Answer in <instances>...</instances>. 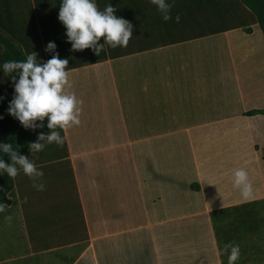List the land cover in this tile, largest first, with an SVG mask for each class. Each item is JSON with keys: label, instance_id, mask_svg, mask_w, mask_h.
<instances>
[{"label": "crops", "instance_id": "1", "mask_svg": "<svg viewBox=\"0 0 264 264\" xmlns=\"http://www.w3.org/2000/svg\"><path fill=\"white\" fill-rule=\"evenodd\" d=\"M4 1L7 2L8 0ZM100 1L102 3V0ZM125 1L128 0H109L112 5L116 6L115 14L117 17L129 21L133 25L135 35L126 48L117 47L113 49L105 45L103 54L101 52L100 56H97L92 53L87 62L81 63L77 62L76 58L75 62L73 61L71 52L68 53V58L60 57L69 61L68 66L70 68L68 70L73 69L69 74L72 84L70 91L72 92L76 93L75 88H82L83 86L80 84L83 79L79 80L80 73L84 74V80L90 78L92 81L93 78L92 84L96 85L98 89L101 85L99 79L105 78V89L101 95L105 98L100 103L101 109L99 108L97 111V107L92 104L93 98H88L90 93H80V98L83 101L81 124L61 131L65 146L63 154H59L55 158L51 156L44 158L42 152L33 156L29 149L24 155L30 157L29 159H34L37 167L43 168L48 177L54 180L56 193L61 192L60 186L68 185L69 189H65L67 194L65 196L69 200L75 199L73 205L80 211L81 222L74 225L71 230H65L58 219L50 221L43 218L38 219L33 217L32 213H28L30 222H27L23 209L18 207L17 214L23 224L22 235L25 241L22 246L19 244L10 252L0 254V264H107V256L113 257L115 250L118 252L128 250V259L123 264H132L134 258L130 253L132 252V244L138 245L141 237H145L144 235L151 243V238L154 236L151 229H145L146 233L140 230L142 226L147 227L150 221L147 218L148 224L144 223L134 228L132 226L122 228L118 224L122 218L115 217L116 213L113 210L115 207H123V203L119 202L120 191L125 192V189L131 186L139 191L143 187L144 181L139 180V173H141L139 169L140 165L143 164L151 167V162H154L158 168H162L164 163L176 162L178 166L175 171L181 172V176L188 173L191 175L190 179L195 180L196 184L198 183L199 189L195 191L196 193L193 192L195 197L200 196V192L203 191V189L200 190V186L203 184L204 187L207 186L205 179H202L203 176L212 178V185L218 192L224 193L225 188L226 193H232L230 181L234 177V172L241 168L248 171L250 180L258 179L259 190L261 186H264V160L262 159L264 158V116L247 117L243 115L245 112L264 108L263 86L257 83V80L256 82L252 80V83L249 81L254 72L264 76V39L252 13L237 0H174L171 10L173 19L165 22L154 5L136 7L137 1L144 0H133L135 7H124ZM55 2L56 0H25L22 3L23 11L20 14L24 18L23 23L15 21L13 24H9L11 33L23 30L26 21L36 28L38 32L33 36L35 42L32 45L27 42L24 47L26 52L28 48L31 52L36 53L40 47L42 54L37 53V59L41 63H46L52 58V55L48 56L45 53L46 45L41 23L46 24L51 20V13H45V9L49 5H55ZM3 6L6 10L8 9L6 4ZM98 6L103 10V7ZM25 9L30 12L27 16ZM139 10L150 11L140 14L137 13L140 12ZM223 13L224 16L220 18L219 16ZM177 15L181 17L179 23L175 22ZM227 18L229 19L227 20ZM147 26L151 32V38L156 39L157 42L161 40L164 43L157 45L156 42L155 44L142 45L140 34L147 31ZM183 27L187 28L189 33H186L182 29ZM255 29L256 31L259 30L253 36ZM247 30L251 32L249 33ZM50 37L48 36L46 39L48 40ZM66 41L65 35L61 34L60 41L56 40L55 42L56 44H64ZM168 46L178 47L176 49L180 53H187L188 56L191 53L199 54L200 50L206 47L220 66V75H215V79L217 78L215 82L221 89L220 92L213 89L208 92L205 90V85L199 84L197 81L199 86L196 88L198 89L197 94L200 95L192 97L189 102V104L193 103L191 107L196 109L194 120L187 124H181V126L179 124L176 126L158 125L156 120L151 118V112H153L151 105L147 110L137 108L135 111L130 103L133 94L129 92L127 98L126 94L121 95L114 89V67L123 65L125 58L139 57L140 55L152 58L155 57L156 53H160L161 60L159 61L164 63V58L169 57L168 51L165 49ZM1 52L2 47L0 46V55ZM91 56L97 57L99 60L94 62ZM172 56L174 53L171 51L170 57ZM250 62L253 64V69ZM139 63L142 66H148L145 61ZM224 64L227 65L226 68H223ZM262 64L263 66H261ZM74 78H78L75 81L76 84H80L78 87H75L76 85L73 83ZM155 79L151 77L152 89L148 90L146 85L145 92L151 91V104L157 106L159 102L155 91L162 98L167 88L163 87L162 90L157 91L152 84ZM4 85H6V75L0 65V87ZM108 88L114 89L111 90L113 93ZM190 88L195 87L190 86ZM207 93L210 94L206 95ZM218 93H221L220 97ZM109 96L113 102L112 107L108 108L107 105L110 101L108 104L105 101ZM188 98L190 96L186 95V99ZM230 104L235 105L233 110L228 108ZM224 105H226L225 111L223 110V108L225 109ZM157 109L161 110L160 108ZM187 116L189 119H193L190 114ZM44 123L46 127L47 119ZM226 124L230 127H226ZM167 128L170 129L163 130ZM139 131L141 134H138ZM46 132L47 128L42 129V133L46 134ZM34 135L36 138L39 135V130L37 133L35 130ZM182 137L185 138L183 139L185 141H182ZM166 140L168 141L167 144L170 141L178 142V140H181V143L187 142L189 146L195 144L202 155L207 156L206 158L212 164L215 163L216 170H213L215 173L210 175L204 173L203 165L199 159L196 166L195 159L189 155L190 160L187 163L182 156L171 158V156L164 155L161 157L162 153H158V150L164 148ZM159 142L164 144L161 145ZM31 143H34L33 137ZM51 146L59 151L56 144ZM202 155L201 157H204ZM56 163L62 164L67 170H55L52 173L50 168ZM143 172L147 174L148 178L151 176V170ZM125 174L129 175L128 187L123 186V183H127ZM25 178L28 177L22 171L13 178V188L8 194L10 203L5 206V211L0 215L10 216L8 211L16 203L17 194L21 200L20 196L23 192ZM69 190H72L73 193L70 194ZM228 197L233 200L228 201L226 205L213 208L210 213L253 203L251 200H244L242 197L238 199ZM34 200V198L31 199L32 208H34ZM69 200L66 202L67 206L72 207ZM48 204V208L54 209L50 201ZM171 218L176 222L187 219L179 218V216ZM169 219V217L163 218L154 224H163ZM171 222L173 223V221ZM211 224L213 225L212 221ZM187 229H190L192 234L187 239L191 240V245L186 248L196 247L194 242L199 239L197 232L200 230L194 232V226ZM212 234L216 243L213 230ZM181 240L183 243L184 239ZM199 240H201L200 246L203 247V239ZM122 245L127 248L123 249ZM215 248L216 252L209 258L208 264H228L223 258L224 246L219 245L218 247L216 244ZM189 250H186L184 257H191L193 263L197 259V254ZM204 253L206 254L205 250ZM206 256L208 255L206 254ZM31 259H39V261L37 263L29 262ZM193 264L201 263L196 261Z\"/></svg>", "mask_w": 264, "mask_h": 264}, {"label": "rangeland", "instance_id": "2", "mask_svg": "<svg viewBox=\"0 0 264 264\" xmlns=\"http://www.w3.org/2000/svg\"><path fill=\"white\" fill-rule=\"evenodd\" d=\"M24 1L25 0H8L5 2L4 0H0V30L3 33L11 36L15 43L18 44L19 48H22L23 52L26 54L24 45L27 43V39L29 40V43L33 44L35 42L33 36L38 31L33 26L29 25L27 21L24 24L23 30L20 32L15 31L11 33L9 25L13 24L15 21L18 23H23L22 21H24V18L20 14L23 11L22 3ZM97 2L98 5L103 7V9L108 4H111L109 0H102V3L100 0ZM61 3L58 5L57 3H55V5H49V7L45 9V13L50 12L51 18V15L55 13V9L61 7ZM5 4L8 6L7 10L3 6ZM123 4L124 7H135L133 0L125 1ZM112 6L116 8L115 5ZM148 6H151L150 0L136 2V7ZM139 11L140 12L137 13L142 14L141 12L144 13L150 10ZM29 13V10L25 9V15L27 16ZM223 16L224 13L219 17L222 18ZM228 19L229 18H227V20ZM54 22L55 21L52 19L50 22L52 27L47 28L46 32H51L53 28L55 31H63L66 33V28L61 22L60 23L63 25L62 29L59 27L58 29L55 28L53 25ZM182 29L186 33H189L187 28L183 27ZM146 30V32H141L140 34L142 45L155 44L157 41L156 39L151 38V32H149L148 26L146 27ZM257 31L255 29L253 36L256 35ZM134 35L135 32H133V37ZM65 37L67 38L66 35ZM177 38L179 39V37ZM56 39L57 35L50 37L48 40L45 36L46 47L50 42H55ZM103 43V38H101V44ZM162 43L164 42L158 40L157 45ZM176 48L178 47L168 46L165 48L168 51L169 57L164 58V63L159 61L161 60L160 53H156L155 57L152 58L150 56L142 57V55L139 57L133 56L125 58L123 65L114 67V89H116L121 95L126 94L127 98L129 97V92L133 94L130 99V103L133 105L132 107L135 109V111L137 108L141 110H147V108H149L151 105V109L153 110V112H151V118L156 120L158 125L162 124L163 126H176L179 124V126H181V124H187L188 122L190 123L194 120L196 109H193L191 107L193 103L189 104V102L191 101L192 97L200 95L197 94L198 89L196 88L199 87L197 81H199V84L203 83L205 85V90L208 92L212 91L211 89L218 92L221 90L215 82L217 79H215V75H220V66L215 62V58H213L212 53L206 47L201 49L199 54L191 53L189 56L187 53H180ZM64 50L63 56L65 58H68V53L71 52L73 61L75 62L76 58L77 62L79 63L87 62L88 59H90V55L94 52L92 49L74 51L72 49V45L67 41L64 43ZM171 51L174 53V56L172 57H170ZM103 52L104 51H102V54ZM141 61L147 62L148 66H142L141 63H139ZM250 64H252V62H250ZM224 65L223 68H226L227 65H225V67ZM251 66L253 69V64ZM261 66H263V64ZM83 76L84 74L80 73L79 80L83 79V81H81L82 83H80L83 84V86L82 88H75V94L77 95L78 99L81 100L80 93H90V97L88 98H93L94 102H92V104L97 107L98 111V109L101 107L100 103H102L103 99L105 98L101 96L102 91L105 89V78L102 77V79H99L101 85L98 89L96 85L92 84V81L94 80L93 78L92 81H90V78L84 80ZM151 77L153 79L156 78L153 80L152 84L155 86L157 91L162 90L163 87L167 88V91L166 93H163L162 98L155 91L159 102L157 106L151 104V91L145 92L146 85L148 90L152 89ZM76 80H78V78H74L73 83L76 85L75 87H78L80 84H76ZM252 80L255 82L257 80V83H260L264 88V76L262 77L261 74L254 72L249 79L250 83H252ZM190 86H194L195 88H190ZM114 89L108 88L111 93H113L111 90ZM153 90L155 89L153 88ZM208 94L210 93H207L206 95ZM186 95L190 96V98L186 99ZM218 96L220 97L221 93H218ZM110 98L111 96H109L107 101H105L107 104L108 101H110L109 105H107L108 108L112 107L113 101L110 100ZM225 106L226 105H224V107ZM234 107L235 105L231 104L228 106L230 110H233ZM157 108H160L161 110ZM89 109L86 110L89 111ZM223 110L225 111L226 107L225 109L223 108ZM187 114H190L193 119H189ZM137 119H139V116H137ZM139 120L141 122V119ZM227 124L226 127H230V125ZM46 128L47 126H44L43 128H37L36 133L39 130L40 134L42 133V129ZM168 129L170 128L163 130ZM163 130L159 131L164 132ZM50 131L51 130L47 128L46 135L50 134ZM138 134H141V131H139ZM34 137L35 135L33 136V140L36 142L38 136L36 138ZM183 139H185L184 137H182V141H185ZM162 142H159V144H164ZM167 142L168 141L166 140V144L162 150H158V153H162L160 155L161 157L164 155L171 156V158H178L179 156H182L187 163V161L190 160V156L192 159H195L194 162L196 166L199 159L203 165L204 173H208V175L215 173L213 171L216 170V166H214L215 163L212 164L211 161L206 158L207 156L202 155L195 144L189 146L187 142L181 143V140H178V142L170 141L168 144ZM51 145L46 146L42 151L44 158L50 156L55 158L58 157L59 154H63V151L65 150L64 144L62 146H57L59 151H56L57 149ZM126 148H128V146H126ZM201 155L204 157H201ZM262 159L264 160V158ZM158 160L160 159L158 158ZM177 166V163L174 161H172V164L164 163L162 168H158L157 164L154 162H151V167H148L145 164L140 165L139 171L141 170V173H139V180L144 181L143 187H141L139 191H136L134 187L131 186L125 189V192H119V202L123 203V207H115L113 212L116 213L115 217L122 218L120 223H118L122 228L126 226H132L134 228L138 225H143L144 223L148 224L147 218L150 221L149 223H152L147 227L142 226L140 229L141 232L143 231L144 233H146V230L151 229L154 235L151 238V243L149 240H147V236L144 235L145 237H141L138 245L135 244L134 246L133 243L131 246L132 252L130 253L134 256L132 259V264L192 263L191 257H184L186 255V250L188 251L189 249H191L193 253L197 254V259H195L193 263L197 261L201 264H208L210 260L209 258L212 257L214 252H216L215 245L217 244L219 247V245L225 246L229 243L238 244L240 246L241 256L236 264H264V186H261L260 190L258 189V179L253 178L251 180L255 190L254 198L251 199L253 203L243 205L242 209L240 210H238L236 206L233 207V209L228 212L229 215L226 217V220L217 222L214 229V225L211 224L209 217L210 211L215 207L226 205L228 204V201L233 200L228 196L233 198L239 194V190L234 187L233 178L230 181L231 187L233 189L232 193H226L225 188L223 193L215 190V186H213L211 182L212 178H205L203 176L202 179H205V185L207 186L204 187V184L202 185L203 188L200 186V190L203 189V191L200 192V196L195 197L193 196V192H195L196 189H192V185L196 184L195 180L190 179L191 175L188 173L181 176V172L175 171ZM50 169H52V173H54L55 170H67V168L62 166V164L59 165L58 163L54 164V166H52ZM40 170H42L44 173L42 179L45 183V190H36L33 187V182L29 178H25L23 192L20 196L21 200L17 194L16 203L10 208L11 210L8 211V215L10 216L6 217L4 214L0 215V254L2 255L5 254V252H10L11 249H15L19 244L22 246L23 242L25 241L22 235L23 224L20 222V218L17 214L18 207L23 209L27 222H30L28 213H32L34 215L33 217H37L38 219L43 218L44 220L48 221L52 219H58L61 223V226L65 227V230H71L74 228V225L81 222L80 211L73 205V203H75V199L71 198L69 200V198H66L67 194L65 189H69L68 185L64 184L60 186L61 192L56 193L54 180L48 177L46 171L43 168H40ZM150 170L151 176L148 178L147 174L143 171ZM128 174H125V181L127 183H123V186L126 187L129 186ZM226 184L228 185V182H226ZM144 187L146 188L143 190ZM69 193L71 194L73 191L69 190ZM33 198L35 199L33 201L34 208L31 206V199ZM68 200L72 207L67 206L66 202ZM48 201L52 203L54 209L47 207L49 206ZM178 216L179 218L183 217L187 219H183L181 222H176L171 218ZM168 217L170 219L168 221L166 220L165 223L154 224L160 219ZM216 220L220 221V219ZM171 221H173L174 224ZM230 222L231 226L226 227V225ZM191 226H194V232L198 229L200 230V232H197V235L199 239H203V247L200 246L201 240L197 239L194 242V244L197 245L196 247L192 246L190 248H186L191 245V240H187L188 236H191L192 234L190 229L187 228H191ZM212 230L214 233L216 231L214 236L216 243L213 239ZM195 237L198 238L196 235ZM228 237H232L233 242L228 239ZM181 239H184L183 243ZM122 246L123 249L127 248L124 245ZM22 250L23 249L21 248V251ZM204 250L208 256H206ZM222 252L224 254L223 258L225 262H228V253H225L223 250ZM114 254L115 255H113V257L107 256V264H123L127 261V255L129 253L128 250H124V252H118L115 250ZM128 257L131 258L130 256ZM39 259H31L29 262L37 263Z\"/></svg>", "mask_w": 264, "mask_h": 264}, {"label": "clouds", "instance_id": "3", "mask_svg": "<svg viewBox=\"0 0 264 264\" xmlns=\"http://www.w3.org/2000/svg\"><path fill=\"white\" fill-rule=\"evenodd\" d=\"M150 3L156 7L165 22L173 19L171 10L174 0H150ZM115 13L116 9L111 4L101 10L97 0H62L58 19L65 26L67 42L74 51L92 49L100 56L105 45L113 49L126 48L133 38V25L117 17ZM180 19L177 15L175 22L179 23ZM101 38L104 40L103 44L100 43ZM56 47L55 42L47 45L46 51L54 54L46 63H41L37 59V53L32 51L25 60L6 61L2 65L3 73L9 75L15 84V94L9 103L8 114L17 119L25 129L33 131L43 128L47 118L50 134L40 133L37 141L29 145L33 156L48 145L62 146L64 138L61 131L81 124L83 101L78 99L75 92L70 91L72 84L69 74L73 69L66 70L69 61L59 57ZM0 153L11 159V164L8 165L0 157V176L7 174L8 177L15 178L22 171L33 182L36 190H45L42 179L44 173L37 167L34 159L20 155L12 143H0ZM233 184L244 200L254 198L255 190L247 170H236ZM4 211L5 205L0 203V213ZM223 251L228 253V264H236L240 259L238 244H226Z\"/></svg>", "mask_w": 264, "mask_h": 264}, {"label": "trees", "instance_id": "4", "mask_svg": "<svg viewBox=\"0 0 264 264\" xmlns=\"http://www.w3.org/2000/svg\"><path fill=\"white\" fill-rule=\"evenodd\" d=\"M243 7L247 8L253 15L256 23L258 24L259 28L261 29L263 39H264V0H237ZM62 0H56L55 3L60 4ZM60 8L55 9V13L51 15V20L44 24L41 23V28L43 30V36L45 38L48 36H56L57 35V41H60L61 34L66 35L63 31H55L52 28L51 32H46V29L49 27H52L50 22L52 19L55 21L53 23L54 27L58 29L63 28V25L60 23L58 16H59ZM247 32H251L250 30H247ZM47 33V34H46ZM27 42L28 39H27ZM56 44V42H55ZM29 45H32L29 43ZM0 46L2 47V52L0 55V65L4 64L6 61H22L25 60L27 55L31 53V51L27 48L26 54L23 52L22 48H19L18 44L15 43L14 39L3 33L0 30ZM56 53L59 54V57H64L63 52L64 50V44L63 43H58L56 44ZM63 46V47H62ZM40 50L37 51V53H41V48L39 47ZM45 53L48 56L53 55L54 53H49L46 51V46H45ZM42 54V53H41ZM94 54V52H93ZM99 59L97 57H92V61L96 62ZM70 66H67L68 70ZM5 74V73H4ZM6 75V85L3 87H0V117H3L0 119V143H12L16 150H18L20 155H26L27 152L29 151V145L31 144L32 137L34 135V131L31 129H25L20 122L15 119L13 116L8 114V107L9 103L14 97V88L15 84L14 82L10 79L11 77L7 74ZM18 79V77H17ZM244 116L247 117H254V116H264V108L259 109V110H251L248 112H245L243 114ZM45 124V123H44ZM0 157H3L4 161L6 164L10 165L11 164V159L9 156L0 153ZM13 188V178H10L7 176V174H4L3 176H0V203L4 204L5 206L10 203V200L8 198V194L10 190ZM192 189H196V191L199 189L198 184L192 185ZM236 199L241 198V194L239 193L238 196L235 197ZM242 206H238V210L242 209ZM233 208H228V209H223L220 211H213L210 213V218L211 221L214 225L217 222H221L222 220H226V217L229 215L228 212L231 211ZM220 219V221L216 220ZM231 226V222L226 225ZM216 233V231H215ZM230 240L233 242V238L230 237ZM223 253V252H222ZM221 253V254H222Z\"/></svg>", "mask_w": 264, "mask_h": 264}]
</instances>
